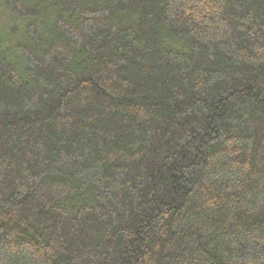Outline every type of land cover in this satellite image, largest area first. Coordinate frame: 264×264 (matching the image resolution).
I'll list each match as a JSON object with an SVG mask.
<instances>
[{"label": "trees", "instance_id": "obj_1", "mask_svg": "<svg viewBox=\"0 0 264 264\" xmlns=\"http://www.w3.org/2000/svg\"><path fill=\"white\" fill-rule=\"evenodd\" d=\"M0 264H264V0H0Z\"/></svg>", "mask_w": 264, "mask_h": 264}]
</instances>
